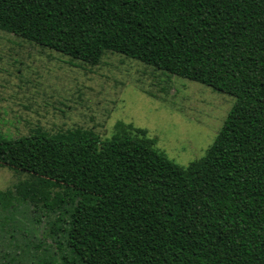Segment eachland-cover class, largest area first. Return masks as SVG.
<instances>
[{"label": "trees", "instance_id": "trees-1", "mask_svg": "<svg viewBox=\"0 0 264 264\" xmlns=\"http://www.w3.org/2000/svg\"><path fill=\"white\" fill-rule=\"evenodd\" d=\"M0 29L92 65L120 53L235 97L187 165L122 121L105 138L85 127L0 135V164L37 180L0 190V208L22 199L55 215V246L31 243L37 264H264V0H0ZM10 252L0 264H18Z\"/></svg>", "mask_w": 264, "mask_h": 264}, {"label": "rangeland", "instance_id": "rangeland-1", "mask_svg": "<svg viewBox=\"0 0 264 264\" xmlns=\"http://www.w3.org/2000/svg\"><path fill=\"white\" fill-rule=\"evenodd\" d=\"M234 102L230 93L120 53L108 51L92 65L0 29V135L5 139L38 127L48 132L92 128L105 138L122 121L146 129L157 148L187 165L205 155ZM36 181L26 171L0 164V190L15 192L17 184ZM54 217L22 199L13 209L0 208V251H11L18 264H37L31 243L55 246L48 234Z\"/></svg>", "mask_w": 264, "mask_h": 264}]
</instances>
